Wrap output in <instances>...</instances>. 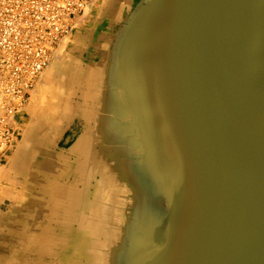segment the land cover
I'll return each instance as SVG.
<instances>
[{
    "label": "water",
    "instance_id": "1",
    "mask_svg": "<svg viewBox=\"0 0 264 264\" xmlns=\"http://www.w3.org/2000/svg\"><path fill=\"white\" fill-rule=\"evenodd\" d=\"M106 39L101 121L132 191L102 192L103 257L264 264V0H133Z\"/></svg>",
    "mask_w": 264,
    "mask_h": 264
},
{
    "label": "bare ground",
    "instance_id": "2",
    "mask_svg": "<svg viewBox=\"0 0 264 264\" xmlns=\"http://www.w3.org/2000/svg\"><path fill=\"white\" fill-rule=\"evenodd\" d=\"M110 3L100 6L107 13L121 10ZM90 5L91 0L85 12ZM85 12L77 16L75 28L52 49L44 68L30 63L29 80L37 76L28 99L16 112L8 113L12 106L0 85V115L7 111L3 124L9 121L17 132L0 163V181L13 171L29 178L27 192H19L22 197L11 195L13 204L0 213V264H110L111 255H105L107 263L103 262L104 251L98 245L110 246L111 251L121 238V233L100 235L104 231L100 219L109 211L103 206L106 201H102V192L108 187L121 195L130 189L121 176L125 167L106 145L104 129L111 131L108 122L113 126L109 113L105 115L106 124L101 121L110 60L106 56L101 60L106 41L102 43L100 63L79 65L83 45L68 48L70 35L79 28ZM24 111L29 114L26 120ZM74 121L83 124L78 140L70 147L60 146L64 132ZM18 127L23 129L21 140ZM25 149L29 150L27 158Z\"/></svg>",
    "mask_w": 264,
    "mask_h": 264
},
{
    "label": "built area",
    "instance_id": "3",
    "mask_svg": "<svg viewBox=\"0 0 264 264\" xmlns=\"http://www.w3.org/2000/svg\"><path fill=\"white\" fill-rule=\"evenodd\" d=\"M88 1L0 0V85L12 106L9 114L24 104L33 87L37 75L29 80L30 63L45 67L50 52L85 12ZM6 114L5 110L0 115V163L17 133L9 121L3 124Z\"/></svg>",
    "mask_w": 264,
    "mask_h": 264
},
{
    "label": "crops",
    "instance_id": "4",
    "mask_svg": "<svg viewBox=\"0 0 264 264\" xmlns=\"http://www.w3.org/2000/svg\"><path fill=\"white\" fill-rule=\"evenodd\" d=\"M107 1H110V4L116 5V8L120 7V9H122L133 0H91V4L93 6L90 5L91 9L88 15L90 17L82 21L79 24V28L76 29L72 35H70L72 38L71 46H78L79 44L83 45V48L81 49L82 60L78 61L79 65H88L89 63L92 64L98 61L102 52V43L106 41V37L111 26L115 23L117 17L119 16L121 11L117 12L119 8L115 10L113 9L114 11L112 10L110 13H107L105 12V9L100 6V3ZM65 135H67V133ZM67 136L68 138L70 137L69 135Z\"/></svg>",
    "mask_w": 264,
    "mask_h": 264
},
{
    "label": "rangeland",
    "instance_id": "5",
    "mask_svg": "<svg viewBox=\"0 0 264 264\" xmlns=\"http://www.w3.org/2000/svg\"><path fill=\"white\" fill-rule=\"evenodd\" d=\"M86 13V17L84 18V20L86 18H89L90 16V6H89V10L85 12ZM88 13V15H87ZM85 15V14H84ZM83 20V21H84ZM74 27V26H73ZM105 27V25H104ZM75 28V27H74ZM73 28V29H74ZM72 31V29H71ZM70 31V32H71ZM75 32V31H74ZM73 32V33H74ZM97 37V36H96ZM71 45L68 47L70 48ZM81 58V57H80ZM39 99V98H38ZM37 99V100H38ZM36 100V101H37ZM31 102V101H30ZM39 102V101H38ZM23 117L25 118V120L29 117L28 112L24 111L22 112ZM19 128V127H18ZM83 129V124L79 123L78 121H74V123L67 128V130L64 132L63 138L60 142V146L62 147H70L72 144H74V142L76 141V139L78 138L79 133L82 131ZM20 130V136L18 138V140H21L23 138V129L21 131ZM67 133V135L71 136L68 138L67 135H65ZM69 142V143H68ZM69 144V145H67ZM66 145V146H65ZM23 154L25 156V158H27L29 156V150L25 149L23 151ZM5 163V162H4ZM3 163V164H4ZM6 176V177H5ZM3 179L0 181V208L3 207V210L0 209V213H5V211L7 210V208L9 207L10 203L12 202L13 204V199L11 195H19V192H21L23 194V192H27V187L29 186V178L24 177L23 174H16V172H12V173H8L6 174ZM20 178V179H19ZM10 179V180H8ZM22 183V184H21ZM12 190V191H11ZM15 190V191H14ZM10 191V193H9ZM18 191V192H17ZM7 192V193H6ZM18 193V194H17ZM2 194V195H1ZM10 196H9V195ZM22 194L20 197H22ZM26 195V193H25ZM24 195V197H25ZM12 199V200H11ZM17 202V201H16ZM15 203V202H14ZM8 206V207H6ZM5 245V244H4ZM5 254H7V252L5 251Z\"/></svg>",
    "mask_w": 264,
    "mask_h": 264
}]
</instances>
